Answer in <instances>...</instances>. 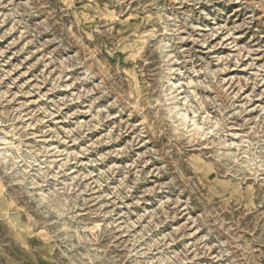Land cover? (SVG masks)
I'll list each match as a JSON object with an SVG mask.
<instances>
[{"label": "rangeland", "instance_id": "rangeland-1", "mask_svg": "<svg viewBox=\"0 0 264 264\" xmlns=\"http://www.w3.org/2000/svg\"><path fill=\"white\" fill-rule=\"evenodd\" d=\"M0 264H264V0H0Z\"/></svg>", "mask_w": 264, "mask_h": 264}]
</instances>
